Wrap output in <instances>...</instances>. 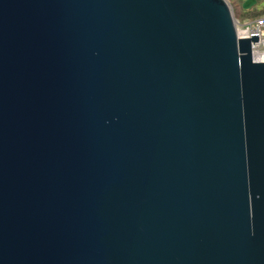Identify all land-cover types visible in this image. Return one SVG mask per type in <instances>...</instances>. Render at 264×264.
Instances as JSON below:
<instances>
[{
	"label": "water",
	"instance_id": "obj_1",
	"mask_svg": "<svg viewBox=\"0 0 264 264\" xmlns=\"http://www.w3.org/2000/svg\"><path fill=\"white\" fill-rule=\"evenodd\" d=\"M227 0H0V264H264V59Z\"/></svg>",
	"mask_w": 264,
	"mask_h": 264
},
{
	"label": "built area",
	"instance_id": "obj_2",
	"mask_svg": "<svg viewBox=\"0 0 264 264\" xmlns=\"http://www.w3.org/2000/svg\"><path fill=\"white\" fill-rule=\"evenodd\" d=\"M235 29L237 37L250 38L251 34H257L258 40L250 41L251 53L264 59V15L245 21L235 18Z\"/></svg>",
	"mask_w": 264,
	"mask_h": 264
},
{
	"label": "trees",
	"instance_id": "obj_3",
	"mask_svg": "<svg viewBox=\"0 0 264 264\" xmlns=\"http://www.w3.org/2000/svg\"><path fill=\"white\" fill-rule=\"evenodd\" d=\"M235 8L233 13L234 17L239 21H244L245 19H253L255 17L264 15V0H254V2L245 6V0H230Z\"/></svg>",
	"mask_w": 264,
	"mask_h": 264
},
{
	"label": "rangeland",
	"instance_id": "obj_4",
	"mask_svg": "<svg viewBox=\"0 0 264 264\" xmlns=\"http://www.w3.org/2000/svg\"><path fill=\"white\" fill-rule=\"evenodd\" d=\"M227 2L229 3V5H230V7H231V10H232V12L234 13V12H235V8L233 9V6H232V4H231V1H230V0H227ZM252 2H254V0H245L244 5L247 6V5H249L250 3H252Z\"/></svg>",
	"mask_w": 264,
	"mask_h": 264
},
{
	"label": "bare ground",
	"instance_id": "obj_5",
	"mask_svg": "<svg viewBox=\"0 0 264 264\" xmlns=\"http://www.w3.org/2000/svg\"><path fill=\"white\" fill-rule=\"evenodd\" d=\"M254 57L257 58V59H260L261 58L260 56H257V55H254Z\"/></svg>",
	"mask_w": 264,
	"mask_h": 264
},
{
	"label": "crops",
	"instance_id": "obj_6",
	"mask_svg": "<svg viewBox=\"0 0 264 264\" xmlns=\"http://www.w3.org/2000/svg\"><path fill=\"white\" fill-rule=\"evenodd\" d=\"M245 20H248V19H245ZM245 20H244V21H245Z\"/></svg>",
	"mask_w": 264,
	"mask_h": 264
}]
</instances>
